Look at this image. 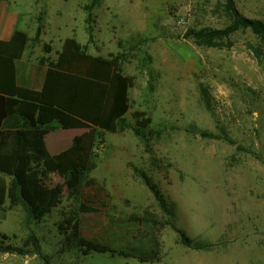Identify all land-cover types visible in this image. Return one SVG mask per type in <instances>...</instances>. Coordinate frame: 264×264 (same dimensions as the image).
<instances>
[{"label":"rangeland","instance_id":"rangeland-1","mask_svg":"<svg viewBox=\"0 0 264 264\" xmlns=\"http://www.w3.org/2000/svg\"><path fill=\"white\" fill-rule=\"evenodd\" d=\"M90 1L12 0L11 5L19 4L16 29L34 38L40 15L44 25L20 67H47L41 60H57L68 38L87 44L92 55L120 56L118 64L133 78L130 126L106 133L105 142L98 143V165L89 174L94 182L81 197L66 190L40 221L7 200L0 207V237L24 246L35 234L51 264H264V43L248 28L230 33L221 46L193 38L195 30L225 29L233 22L227 0H102L94 9L90 41L85 11ZM233 1L239 14L264 23V0ZM252 46L260 48L258 56ZM136 112L146 124L141 135L134 130ZM58 118H42L50 125L47 137L77 133L63 129ZM135 167L159 186L175 210L176 225L201 247L187 246L178 231L166 227L159 263L64 248L59 224L83 202L99 210L80 213L86 237L113 234L107 212L119 216L150 207L161 214ZM26 177L41 192L64 182L35 158L28 161ZM0 264L45 262L35 253L0 252Z\"/></svg>","mask_w":264,"mask_h":264},{"label":"trees","instance_id":"trees-1","mask_svg":"<svg viewBox=\"0 0 264 264\" xmlns=\"http://www.w3.org/2000/svg\"><path fill=\"white\" fill-rule=\"evenodd\" d=\"M102 0H91L85 5L89 39H94L96 14L94 9ZM227 3L234 15L233 22L225 29L202 28L191 33L199 43L209 46H221L223 38L240 29H251L264 43V23L239 14L233 0ZM34 38L21 29H15L7 39H0V109L5 108V121L0 127V207L7 200L11 207L22 205L28 216L40 221L62 200L68 190L75 197L83 195V188L93 184L89 174L97 168L94 152L98 143H104L106 133H122L130 124L127 114L130 110V88L133 78L124 74L119 57H104L88 52L75 38H68L57 60L42 59L47 65L44 82L40 89H34L21 83L19 73L26 51L40 41L44 25L42 16L38 17ZM50 47L47 46V51ZM258 56L260 48L252 46ZM41 106L56 108L59 114L48 113L49 120L58 118L66 129H84L73 138L67 149L52 154L44 139L43 132L49 124L40 123L38 113ZM63 114L65 119L63 120ZM135 132L141 135L146 127L136 112ZM54 119V120H55ZM149 121V119L147 120ZM31 158L41 161L49 173L58 174L64 179L51 189L41 192L26 177L28 161ZM135 171L144 184L153 193L161 214L150 207L143 212L122 213L119 216L107 212L111 236L82 234L80 213L99 211L96 207L80 204L74 215L65 218L59 224V232L64 238V248H77L83 255L92 253H111L125 258H134L141 263H159L163 259L162 230L172 227L181 235L182 241L189 247L200 248L176 225L175 210L166 200L159 186L148 174L137 167ZM3 175L11 176L7 182ZM103 189V188H102ZM106 193L112 209L111 195ZM8 235L0 237V252L20 255L39 254L45 264H51L48 256L43 255L39 239L31 234L24 246H15L7 242Z\"/></svg>","mask_w":264,"mask_h":264},{"label":"crops","instance_id":"crops-1","mask_svg":"<svg viewBox=\"0 0 264 264\" xmlns=\"http://www.w3.org/2000/svg\"><path fill=\"white\" fill-rule=\"evenodd\" d=\"M11 1L12 0H0V39H4V40L9 39L13 35L18 24L19 12L17 11V6L19 4L14 2L13 5H11L10 3ZM46 69L47 67L42 65L41 66L37 65L34 67L33 65L32 66L30 65L29 67H25L21 69L19 73V78L21 83H25L26 85L34 89H40L44 82ZM43 107L45 106L40 107L38 113V120L40 123H43L41 121V118L44 116V114H47V112L53 113L52 111H54L52 110L53 108H49V107H48L49 110L44 111L42 110ZM5 118H6L5 108L1 107L0 127L4 123ZM64 119H65V114H63V120ZM63 129L66 128L63 126ZM79 134H80V129H78L75 135L69 136L64 134L66 137L63 136L61 137L62 134H59L57 135L56 137L57 139H56L55 136H53L52 138L47 137L46 132H43V136L47 143V147L52 154L60 153L61 151L70 147L73 138Z\"/></svg>","mask_w":264,"mask_h":264}]
</instances>
